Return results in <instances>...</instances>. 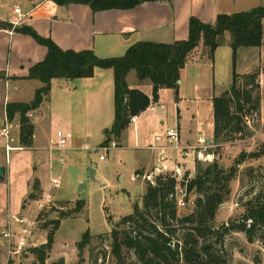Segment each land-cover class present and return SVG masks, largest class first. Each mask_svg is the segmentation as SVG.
<instances>
[{
    "label": "rangeland",
    "instance_id": "1",
    "mask_svg": "<svg viewBox=\"0 0 264 264\" xmlns=\"http://www.w3.org/2000/svg\"><path fill=\"white\" fill-rule=\"evenodd\" d=\"M165 2L172 11H175L176 0H166ZM255 4H258V7H264L263 0H257ZM16 7L20 8L24 14L31 8L28 0H0V15L7 17ZM245 8L249 7L245 5L233 10H236L235 13H239L244 12ZM33 18L34 15L29 18V22ZM22 24L20 22L18 26ZM25 24L31 26L29 23ZM228 35L223 41L225 43L222 45L224 48L219 50L216 56L217 63L215 66L212 62H208L212 61L211 59L202 60L205 74H207L206 85L208 86L215 81V88L210 89L209 92L214 91L216 96L221 94L219 93L221 92L219 86L230 81L225 87L229 89L233 82V51L230 46L231 36ZM201 44L202 47L195 56L193 53L190 55V57H194L193 60H198L202 55L207 54L203 43ZM15 61L16 49L11 52V47H9L7 51L3 52L1 63V70L3 71L0 74V117L7 105L6 99H8L9 90L19 92L21 95L19 100L23 102L30 103V100L34 99V91L31 93V89L26 87L27 84L21 87L10 84L9 87L1 81V75H4L6 66L8 64L14 66ZM236 72L239 76V88L251 92L253 98L259 96L262 106L260 105L257 114H249L245 118L248 129L253 132L252 136H237V139L228 140L222 145L216 142L217 145L212 149L216 157L214 162H218L220 167L229 170L235 166L238 170L237 179L230 185L231 195L218 211L215 220L217 225L240 219L246 211L243 203L247 198V192L251 189L259 191L264 188V156L260 159H248L239 165L241 155L259 152L264 145V34L260 48L240 49ZM133 73L135 72L133 71ZM255 74L258 75V79L253 84L248 77ZM184 75L185 84L180 86L178 93L173 91L164 93L159 102L161 105L159 112L164 116L165 124L170 127H178L180 124L181 145H186L184 139L190 131L192 135H196L200 124L203 127L200 135L205 133L208 137H214V128L209 127L214 116L212 103L205 97L196 100L197 94L194 91V85L197 83V72L194 69H188ZM74 82L78 81L75 80ZM255 84L259 85V89L253 88ZM57 85H60L59 82L54 84L53 92L50 95V104L44 103L38 112L31 113L29 117L32 123L35 122L38 132L44 134L51 131L52 135H55L60 128L65 134L71 132L74 147L86 146L89 149L75 151L76 156L73 157L66 156L65 164H56L48 174L43 170L44 189L40 186L39 189L35 190L34 184L37 179L31 180L29 193L21 202L19 212L17 203L13 202L12 206L9 205L8 193L11 196L13 186L9 192L10 189L8 190L5 184L1 201L0 230L4 229L10 221L14 233L12 241L0 237V264H136L131 255H126L125 262L121 263L113 256L111 235L114 230H121V227L118 226L119 223L125 216L134 212V207L142 202V197L146 192L147 181L142 179L134 181L132 176L144 164V158L155 159L150 164L151 169L154 170L156 165L159 167L161 155L158 156V150L137 148L138 150L135 152L133 149L127 148L130 147L129 139L133 135L130 126L120 141L113 139L109 143L110 146L112 143H116L117 148L107 153L100 149L107 145L105 144L108 138L106 130L101 129L85 134L76 126L71 130L62 126V122L70 120L74 114L76 116L73 119L77 125L80 122H89V117H84L82 113L76 112L77 97L84 95L85 89L80 88L78 92L72 91L70 96V94L63 93ZM105 93L107 94V90ZM104 99L107 100V97ZM108 103V107L104 106L103 108L100 107L101 104H98L99 109L91 115L92 117L94 115L97 123L102 121L105 124L108 122L106 126L111 128L112 123H114V86L111 88V85L108 91ZM10 124L11 133L16 137L15 144L18 145V143L20 144L18 137L21 132L18 118ZM16 131L19 133L16 134ZM0 139L2 140V137ZM188 145H196L195 139L191 145L188 141ZM60 155H64V153ZM167 155L172 162L179 161L185 165V168L189 170L187 173L189 182L197 174L198 164L202 167L211 164L198 161L195 154L190 150L187 157H181L180 151L172 149L167 151ZM101 156H104L105 159L100 160ZM6 157L2 145H0V160ZM157 157L158 162L156 163ZM10 161L14 162V158ZM91 169L95 171L94 175L91 174ZM252 170H255L253 177L250 175ZM53 178L59 181V186H51ZM81 185H84L85 189L81 190ZM31 195H35V198H32ZM11 198L13 199V197ZM187 200V207H178L180 216L187 215L195 209L196 195L188 192ZM79 201H84L86 204L76 213L75 209ZM8 207L10 209L13 207L16 212L5 223ZM62 215L67 218L62 221L59 230L56 232L52 248L47 250L44 247L48 242V234L54 229V221ZM16 220H23L24 224H19ZM26 229L28 230L27 234L24 233ZM88 231L91 234L90 243L81 251L79 244ZM20 240L24 241L25 246L20 253L13 254L12 251H16V243ZM215 248L223 264H264V240L262 237L257 238L254 243H250L245 234L232 233L226 236L224 241L216 245Z\"/></svg>",
    "mask_w": 264,
    "mask_h": 264
},
{
    "label": "trees",
    "instance_id": "2",
    "mask_svg": "<svg viewBox=\"0 0 264 264\" xmlns=\"http://www.w3.org/2000/svg\"><path fill=\"white\" fill-rule=\"evenodd\" d=\"M46 1V0H41ZM57 6L87 5L94 13L110 10H131L144 3L159 0H50ZM169 1V0H167ZM264 7L232 15L221 14L214 24H206L197 18L189 22L187 40L174 44L139 42L132 46L123 57L100 59L93 51L74 52L63 50L52 40L39 36L26 24L14 26L10 22L0 21V31H13L32 36L40 45L46 46L48 55L45 61L30 69L29 80L39 81L43 86L35 93L30 103H8L6 116L9 122L18 118L20 125V144L32 145L34 125L29 115L37 111L52 89L53 80L75 81L92 78L96 68L114 72V113L113 126L107 130L109 145L112 140L120 141L130 126L131 118L145 112L152 103L159 102L162 89L175 90L178 93V81L190 55L203 43L207 56L213 60L216 50L224 45L225 37L231 36L233 51L232 85L219 96L212 99L214 114V138L218 144L237 139V136L249 137L253 132L248 129L245 118L257 114L261 99L247 90L239 88V76L236 72L239 51L242 48H260L264 34ZM131 71L137 73L143 82L149 80L152 96L138 89H131L127 76ZM258 75L248 77L253 84ZM259 89V85H253ZM253 92V91H252ZM263 148L256 153L243 154L239 165L248 159H260ZM200 163V162H199ZM197 174L188 182L181 183L187 192L196 195L195 209L184 216L178 213L175 190L178 181L169 175H160L155 185L147 182L142 202L134 207V212L125 216L118 226L121 230L112 232V254L121 263L126 255H131L136 264H223L215 246L221 244L232 233H243L250 243L257 238L264 240V188L247 192L243 207L245 213L238 220L217 225L215 220L220 207L231 195V183L237 179L238 170L231 167L225 170L218 162L206 167L198 164ZM142 172L138 171L137 174ZM255 170L250 171L253 177ZM35 190L40 188L38 180ZM35 198V195H31ZM79 201L76 213L85 207ZM62 215L54 221V229L48 234L44 248L50 250L54 244L56 232L62 221ZM260 234V235H259ZM91 234L86 232L79 249L90 243ZM44 259V257H43ZM226 264V263H224Z\"/></svg>",
    "mask_w": 264,
    "mask_h": 264
},
{
    "label": "crops",
    "instance_id": "3",
    "mask_svg": "<svg viewBox=\"0 0 264 264\" xmlns=\"http://www.w3.org/2000/svg\"><path fill=\"white\" fill-rule=\"evenodd\" d=\"M256 1L257 0H176L175 11H172L165 1H159L144 3L131 10H110L94 13L87 5L73 4L70 6H57L50 0H28L31 6L30 10L25 14L22 10L21 12L23 15L22 17H24L22 21L23 24L29 23L39 36L52 40L61 49L74 52L93 51L100 59H110L123 57L132 46L139 42L174 44L178 41L187 40L189 37V22L191 18H197L206 24H214L219 15H232L235 13L234 11L236 10L233 9H238L245 5L249 7L245 8V11L257 8L258 4H255ZM32 15H34V18L29 22V18H32ZM18 17L19 16H17L13 10L7 17H2L0 15V21L12 23L17 20ZM43 23L45 24L43 25ZM9 47H11V52L16 49V61L14 66L11 64L6 66L4 75H1V81L9 87L10 84H14L16 87L17 85L18 87H21L22 85L27 84L26 87L31 89V93L34 91L35 97L36 91L43 85L39 81L29 80L28 77L32 67L45 61L48 55L47 47L40 45L32 36L18 34L7 30L0 31V74L2 73L1 71H3L1 70L3 52L7 51ZM201 47L202 44L193 52V56H195L196 52H198ZM222 48L224 47L220 46L215 52L214 59L208 62H212L215 66L217 63L216 56ZM193 56L189 57L185 68L181 71V84L179 85V88L181 85L185 84L184 72L188 71V69H194V71L197 72V83L194 85V91L197 94L196 100L205 97L212 103V99L216 94L214 91L209 92V90L212 88L214 89L216 85L215 81H213V85H206L207 74H205L204 62L202 61L203 59L208 60L209 58L207 55H202L200 59L193 60ZM76 81L78 82L53 80L51 92L43 104L46 102L47 105L50 104V95L53 92L55 82H59L60 85L57 86L63 93L70 94V96L72 91L78 92L80 88H83L85 89L84 95L77 97L75 104L77 105L76 112L82 113L84 117H89V122H80L77 125L75 119H73L76 116L74 114L73 118L71 117L70 120H66L67 122L64 120L62 126H66L70 130L76 126L78 130L85 134L96 132L101 129L103 131L110 130L111 128H107L106 126L108 122L105 124H103L102 121L101 123H97L94 115L92 117L91 113H94L95 110L99 109L97 106L98 104H101L100 107L102 108L104 106L108 107V91L110 85L111 88L114 86L113 70L96 68L92 78L79 79ZM229 82L225 84L223 83L219 86L221 89L219 90L221 91L219 93H223L226 90L225 87ZM127 83L131 89H138L148 96H152V85L150 81L141 82L138 79L136 72L133 73V71H131L128 74ZM106 90L107 94L105 93ZM171 91L175 92V90L162 89L159 93V102L164 93H169ZM7 95L8 99H6V104H8V102L29 103L19 100L21 97L19 92H12L9 90ZM104 97H107V100H105ZM33 100H30V102ZM159 102L155 103V105L152 103L145 112L138 116V120L135 124L136 129H131V134L133 133V135L132 138L130 137L129 139L130 147L127 148L133 149L134 151L138 150L137 148L145 150V141L147 140L148 142H151L155 134L168 126L165 124L164 116L159 112L161 106ZM5 108L6 107H4L3 115L0 117V137H2V140L0 139V145H2L3 152L6 154V139L2 136V130L5 127L7 119ZM39 109L36 112H38ZM213 120L214 116L212 118V123L209 124L211 129L214 128ZM33 125L34 134L32 145L30 147H24L19 143L16 145V137L13 134V138L15 139L12 146L21 147L23 149L12 152L11 159L14 158V162L11 161L10 165L6 164V158L0 160V167H6L5 181L0 183V211L5 184L7 185L8 190L13 186L11 196L8 193V198L10 200L9 205L12 206V204L17 203L19 212L21 202L29 193V184L31 180L37 179L40 186L44 189L42 182L43 170L48 174L56 164L64 165L65 159L67 158L66 156L70 155L73 157L76 156L75 151L89 149V147L86 146L74 147L73 137L71 132H69L66 135H69L72 138V150L64 152V155H60L63 153H54L53 155L47 150V148L56 134L52 135L51 131H45L46 133L44 134L43 132L40 133L37 130L35 122ZM178 125L177 128L180 129V124ZM202 129L203 127L200 124L196 135H192L190 131L185 136V144L188 145L189 141V144L191 145V142L194 139L196 144L201 131H203ZM57 131H62V129L58 128ZM18 133L19 132L16 131V134ZM137 138L140 143L139 147H136V145L133 147V145L136 144ZM18 141L20 142V134ZM153 160L155 159L144 158V164L136 170V173L138 171L142 173H150V171L153 170L150 166ZM157 162L158 157L156 158V163ZM156 166L154 168H156ZM120 179L123 178L120 177ZM55 180L56 179L53 178L51 181L52 187H56L54 185ZM10 191L11 189L9 192ZM11 197H13V199ZM46 197L51 198L50 196ZM7 210L8 216L4 220L5 223L11 219V216H14V213L16 212L13 207L12 209L8 207Z\"/></svg>",
    "mask_w": 264,
    "mask_h": 264
},
{
    "label": "built area",
    "instance_id": "4",
    "mask_svg": "<svg viewBox=\"0 0 264 264\" xmlns=\"http://www.w3.org/2000/svg\"><path fill=\"white\" fill-rule=\"evenodd\" d=\"M14 12L18 17V19L12 24L14 26H18L20 22L23 21L22 12L20 8H15ZM138 120V116H134L131 118L130 122V128L132 130H135V124ZM11 122L6 119L5 127L2 130V136L6 139V146H5V152H6V159L7 164L10 165L12 158V152L21 150L23 148L21 147H14L12 146V143L14 142L13 135L11 133ZM181 131L177 127H165L162 131L155 134L152 138V141L148 142L145 141L144 147L145 149H149L151 151H159V155H161V165L159 167H156L153 171L150 173H139L132 176V179L135 181L137 179L145 180L152 185H155L156 177L160 175H169L171 178H174L178 181L179 186L176 187L175 190V200L177 203V207H187L188 206V192L187 188L184 186H181V183H185V185H188L189 182V175L187 174L189 170L185 168V165L180 163L179 161L172 162L171 158L167 155V151L169 149L180 151L181 157H187L189 155V150L192 151L195 154V158L204 163H212L215 160V154L212 152V149L217 145L214 137H208L205 133H202L198 137L196 145H181ZM139 140L136 141V147H139ZM161 144V145H159ZM174 144V145H173ZM173 145V146H172ZM72 146V138L69 135H66L62 131H57L55 137L50 141V144L47 148V150L54 154V153H64L68 152L71 149ZM117 148L116 143H112V145H105L102 148H100L104 153L109 152L110 150ZM105 157L101 156L100 160H104ZM54 185L57 187L59 185V182L57 180L54 181ZM19 224H24L23 220H16ZM13 227L12 223L9 221L4 229L0 230V237L7 239L9 241H12L13 239ZM24 233L27 234L28 230H24ZM16 251H12L13 254L20 253L25 243L23 240H20L16 243Z\"/></svg>",
    "mask_w": 264,
    "mask_h": 264
},
{
    "label": "water",
    "instance_id": "5",
    "mask_svg": "<svg viewBox=\"0 0 264 264\" xmlns=\"http://www.w3.org/2000/svg\"><path fill=\"white\" fill-rule=\"evenodd\" d=\"M159 1H166V0H159ZM181 84V81H178V85ZM94 170L91 169V174L94 175ZM5 174H6V167L1 166L0 167V183L5 181ZM93 177V176H92ZM85 189L84 185H81V190Z\"/></svg>",
    "mask_w": 264,
    "mask_h": 264
}]
</instances>
